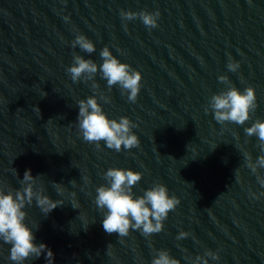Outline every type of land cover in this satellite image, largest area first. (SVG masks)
Instances as JSON below:
<instances>
[{
    "label": "water",
    "instance_id": "water-1",
    "mask_svg": "<svg viewBox=\"0 0 264 264\" xmlns=\"http://www.w3.org/2000/svg\"><path fill=\"white\" fill-rule=\"evenodd\" d=\"M122 9L159 10L158 26L124 21ZM79 34L95 52L72 47ZM105 46L141 72L136 102L119 86L109 90L99 70L98 91L66 71L74 54L102 64ZM230 58L239 62L236 72L227 68ZM221 75L241 92L255 89L257 107L243 125H221L211 109L205 113L210 97L227 89ZM92 95L109 119L127 116L137 125L139 147L117 152L83 140L77 102ZM257 119L264 121V0H0V183L6 192L19 189L30 170L36 190L64 202L46 216L35 200L24 209L34 242L51 249L53 264H151L161 249L180 264L208 250L219 254L206 257L208 264H264L257 180L264 168L253 173L244 156L255 162L264 154L258 137L244 131ZM113 167L143 174L135 197L159 182L180 200L161 232L145 237L130 229L121 238L104 231L94 200ZM181 231L189 235L178 240ZM10 247L0 241V264H14ZM46 254L24 264H47Z\"/></svg>",
    "mask_w": 264,
    "mask_h": 264
},
{
    "label": "clouds",
    "instance_id": "clouds-1",
    "mask_svg": "<svg viewBox=\"0 0 264 264\" xmlns=\"http://www.w3.org/2000/svg\"><path fill=\"white\" fill-rule=\"evenodd\" d=\"M120 16L124 21L139 18L147 28L152 29L158 26L160 12L159 10L133 12L122 9ZM77 46L89 54L96 51L93 41L83 34L77 35L72 41V47ZM100 57L103 62L98 65L92 59H85L81 55L74 54L73 63L66 70L71 80L73 82H78L82 78L84 81L91 80L93 90L98 91L99 85L94 78L99 70L102 79L107 81L109 90L113 86H119L121 93L127 94L130 102H136L141 89V72L127 63H122L107 46L100 51ZM239 67V62L229 59L227 64L229 71L236 72ZM218 79L227 86V89L210 97L205 113L211 109L215 121L221 125L226 122L243 125L251 119V113L257 107L255 89L249 86L241 92L226 75H221ZM99 99L108 102L109 98L101 93ZM77 104L79 112L76 123L84 141L95 143L98 148L103 141L109 149L117 152L122 150V146L124 149L139 147L140 140L132 131L137 125L130 118L121 116L119 120L109 119L101 104L98 103L96 95L81 99ZM36 110L40 112L38 107ZM244 131L248 137H258L259 146L264 152V121L257 119ZM244 156L246 166L253 173H257L259 168H264V154L260 155L255 162L249 153L245 152ZM13 170L17 174V170L15 168ZM142 175L138 171L116 167L109 168L104 173L107 183L96 188L94 202L97 208L104 212L102 226L107 234L116 233L123 238L129 235L130 229L141 231L145 237L159 233L164 228V221L169 212L174 211L179 205L180 200L175 195L170 196L167 186L159 182L145 190L143 195L135 197L133 187L142 179ZM37 177H33L31 171L26 170L20 181L22 187L8 188L7 192L5 185L0 183V241L11 245L9 260L14 264H24V261L30 257L39 258L45 251L47 264H53L54 254L51 249H48L44 243L37 245L34 242L36 237L32 228L25 223L27 213L24 209L35 200L36 206L46 216L64 202L52 200L48 195L43 194L42 188L36 190ZM257 180L261 186H264V177L257 175ZM85 181H88L87 178ZM70 183L74 184L75 181L72 180ZM54 184L57 192L63 194L65 189L58 183L54 182ZM261 194L264 195V193ZM71 196L75 197L76 193L72 192ZM71 204L73 208L78 209L74 202ZM188 235L189 233L181 231L177 239H183ZM206 257L218 260L219 254L208 250L203 256H196L192 264H208ZM151 264H180V262L173 258L169 251L161 249L157 251Z\"/></svg>",
    "mask_w": 264,
    "mask_h": 264
}]
</instances>
